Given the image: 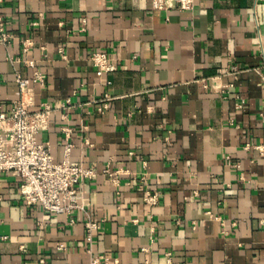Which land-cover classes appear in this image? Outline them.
<instances>
[{
    "label": "crops",
    "instance_id": "1",
    "mask_svg": "<svg viewBox=\"0 0 264 264\" xmlns=\"http://www.w3.org/2000/svg\"><path fill=\"white\" fill-rule=\"evenodd\" d=\"M0 16V109L15 73L39 70L34 108H54L39 139L95 169L70 214L23 204L21 178L0 174V264H264V0H0Z\"/></svg>",
    "mask_w": 264,
    "mask_h": 264
},
{
    "label": "built area",
    "instance_id": "2",
    "mask_svg": "<svg viewBox=\"0 0 264 264\" xmlns=\"http://www.w3.org/2000/svg\"><path fill=\"white\" fill-rule=\"evenodd\" d=\"M194 6V0H151V7L155 10L188 11ZM10 34L5 31L4 22L0 16V43L6 44ZM28 51L24 43L23 52ZM90 61L100 72H112L116 66L110 62L105 52H93ZM30 66L32 61L25 60ZM261 80L264 83V60L261 65ZM241 72L236 65L230 66L226 74L236 79ZM18 87V96L13 101L9 112L0 109V174L11 173L21 178L20 198L27 206L39 205L45 212L57 214H70L74 209L81 208L78 203L79 186L84 180L95 176L92 166H84L70 162L68 157L56 161L53 157L48 142L39 139V135L48 128V118L54 109L47 102H41L35 109L34 91L35 84L42 85V73L35 69L31 78H26L18 73L14 75ZM110 83V82H108ZM111 97L105 94L97 105V110L107 108V101ZM71 106V100L65 99L61 107L66 109ZM65 138L70 135L69 128H62ZM249 146L246 145V148ZM70 144L66 145L68 151ZM262 150V146H254ZM229 159V156H226ZM121 169L111 171L104 169V173L116 180V175ZM144 178V177H142ZM145 201L155 203L157 194L147 192ZM86 240L91 243L93 232L98 228L94 221L87 220ZM99 257H92L88 264H99ZM43 262V259L40 260Z\"/></svg>",
    "mask_w": 264,
    "mask_h": 264
}]
</instances>
